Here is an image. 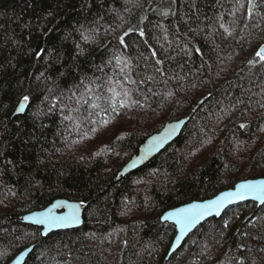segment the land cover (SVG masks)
Wrapping results in <instances>:
<instances>
[{
  "label": "trees",
  "instance_id": "1",
  "mask_svg": "<svg viewBox=\"0 0 264 264\" xmlns=\"http://www.w3.org/2000/svg\"><path fill=\"white\" fill-rule=\"evenodd\" d=\"M257 1L250 17L248 0H0V264L31 244L24 264H264V204L229 206L170 257L176 226L161 220L264 176V66L248 63L264 45ZM130 27L125 47L117 37ZM93 29L94 42L81 39ZM70 89L81 104L49 113ZM184 116L172 143L116 179L150 134ZM59 197L83 203L82 226L43 235L20 220Z\"/></svg>",
  "mask_w": 264,
  "mask_h": 264
},
{
  "label": "water",
  "instance_id": "2",
  "mask_svg": "<svg viewBox=\"0 0 264 264\" xmlns=\"http://www.w3.org/2000/svg\"><path fill=\"white\" fill-rule=\"evenodd\" d=\"M255 2L256 0H252L253 4H255ZM259 5L260 3L257 4V7H259ZM249 9H250V5H249ZM256 9H257L256 7L251 8V11H254ZM26 108H27V105L25 106V109L20 112H25ZM188 121H189L188 116L169 120L164 124V126L159 131H156L150 134L145 139V141L140 145L138 152L135 155H133L121 167L118 175L116 176V179H119L122 176H125L128 173L141 167L142 165L147 163L149 160H151L155 155H157L163 149H165L170 143H172L181 134L182 130L184 129ZM255 181H264V176L241 179L238 182H236V184L233 187L224 189L210 198L192 200L190 202L183 203L179 206H175V207L165 210L163 214L161 215V220L163 222H166V221L171 222L175 224L176 226V234L169 247L167 257H170L174 252H176L183 245L184 241L190 235V233L193 232L201 223L205 222L206 220L212 217H220L229 206L236 204L238 202L254 200L259 205L264 204V197L258 198L257 194L252 193V192L246 193L242 199L230 197L220 207L219 214H216V212L213 211L212 213L202 217L194 226L188 228L183 234L181 233L180 226L176 223L175 218H168L167 213L172 212L177 208L185 207L189 204L206 203L207 201L213 200L216 197L220 196L224 192H234L236 190V186L239 184L247 183V182H255ZM69 205L75 206L78 209L77 211L78 218L76 220H69L65 222H59L56 224L40 222L41 220L44 219L43 217L39 215L40 213L46 212L48 209H53L54 215H57V216L66 215L70 211L68 207ZM84 211H85V206L83 205L81 201L75 200V199H69L67 197H59L53 200L49 205H47L46 207L42 209L32 210L30 212L23 214L20 217V220L24 223H29V224L40 226L42 228V234L48 235L53 231H57L61 229L77 228V227L82 226L84 223ZM178 237L179 239H177ZM33 248H34V244H31L30 246L24 248L23 250L18 252L8 264H24L29 254L32 252Z\"/></svg>",
  "mask_w": 264,
  "mask_h": 264
},
{
  "label": "snow or ice",
  "instance_id": "3",
  "mask_svg": "<svg viewBox=\"0 0 264 264\" xmlns=\"http://www.w3.org/2000/svg\"><path fill=\"white\" fill-rule=\"evenodd\" d=\"M172 2L175 3V0H172ZM248 3L250 5L249 16L251 17L252 15L251 8H254L255 5L252 3V0H248ZM161 15L167 17L169 15V12L163 11L161 12ZM172 15H175V13L173 12ZM220 27L224 29V32L227 35H232L229 28L225 27L223 23L220 24ZM160 28L164 32L163 39L167 41L168 40L167 29L164 28L163 25H160ZM107 30H111V29H106V31ZM134 30H137V29H135L134 27H130L128 28L127 31L123 32L122 35L118 36L117 40L119 44L124 45L126 47L125 37L128 36L129 33L133 32ZM138 31L141 37L145 35V32L143 29H138ZM97 33H98V29H93L92 34H88V35H85L82 32L81 39L84 40L85 42H88V41L94 42L96 39ZM157 42H159L158 38H157ZM144 43L147 44V40H145ZM169 44H171L170 41H169ZM77 47L79 48V45H77ZM80 51L81 53L83 52L82 49ZM197 51L199 50L197 49ZM40 54L41 53L39 52L37 53V55H40ZM151 56L156 57L157 52L155 50H152ZM115 59H116L117 64L121 63V58L119 56L115 57ZM155 63L159 65L163 63V61L156 59ZM248 63L253 64V65L260 64L264 66V45L259 46L258 50L255 51L254 58L249 60ZM125 66H128V62L125 63ZM121 71H123V68L121 69ZM155 71L162 72V70L159 67H157ZM152 79L153 77L151 76L147 77L148 81H151ZM145 82H146L145 80L140 81V83H145ZM130 83L134 84L136 83V81L131 80ZM75 87L78 88L79 85H76ZM48 91L50 95L54 94V89H49ZM110 91L113 92L112 109L113 111H115V104H116L115 97L119 96L120 93L116 92L115 89H110ZM69 92H71V95L65 96V94L62 92L59 96H55V98L52 99L49 103L48 112L50 113V112L55 111L58 105H62L64 108H67L69 104H73V103L76 105L81 104L82 98H77L76 93L72 91L71 89L69 90ZM127 95H128V92L125 91L124 96H127ZM169 95H171V93ZM46 99L48 98L46 97ZM83 102L87 103V101H83ZM29 104H30V96L24 95L19 101V108L17 110L23 111L25 109V106ZM120 104L121 106H124V101L121 100ZM92 106L93 108L97 107V105L95 104H93ZM74 110H78V109H74ZM71 118H72L71 116H64V119H71ZM240 127L244 128L246 127V125L241 124ZM250 192L256 193L258 198L264 197V181H255V182H247V183L239 184L236 186V190L234 192H224L220 196L216 197L213 200H209L206 203H193L185 207L177 208L174 211L167 213V217L175 218L176 223L180 226V231L183 234L188 228L194 226L202 217L212 213L213 211H215L216 214H219L220 207L227 201L228 198L235 197L238 199H242L246 193H250ZM68 207L70 211L66 215H61V216L54 215L53 209H48L46 212L40 213L39 215L44 218L40 222L56 224L59 222H65L69 220H76L78 218L77 217L78 209L72 205H69ZM177 239H179V237Z\"/></svg>",
  "mask_w": 264,
  "mask_h": 264
},
{
  "label": "flooded vegetation",
  "instance_id": "4",
  "mask_svg": "<svg viewBox=\"0 0 264 264\" xmlns=\"http://www.w3.org/2000/svg\"><path fill=\"white\" fill-rule=\"evenodd\" d=\"M255 3H256V4H258L259 2L256 0V2H255ZM256 8H259V7H257V6H256Z\"/></svg>",
  "mask_w": 264,
  "mask_h": 264
},
{
  "label": "rangeland",
  "instance_id": "5",
  "mask_svg": "<svg viewBox=\"0 0 264 264\" xmlns=\"http://www.w3.org/2000/svg\"><path fill=\"white\" fill-rule=\"evenodd\" d=\"M254 5H255V7L257 6V4H256V3H255ZM248 7H249V4H248Z\"/></svg>",
  "mask_w": 264,
  "mask_h": 264
}]
</instances>
